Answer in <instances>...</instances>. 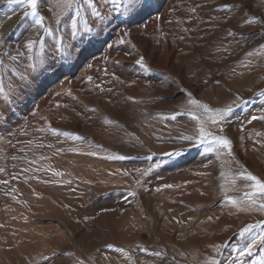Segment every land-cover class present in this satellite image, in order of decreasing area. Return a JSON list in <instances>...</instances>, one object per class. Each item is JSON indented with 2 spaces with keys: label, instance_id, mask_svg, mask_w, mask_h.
Returning <instances> with one entry per match:
<instances>
[{
  "label": "rangeland",
  "instance_id": "374dc122",
  "mask_svg": "<svg viewBox=\"0 0 264 264\" xmlns=\"http://www.w3.org/2000/svg\"><path fill=\"white\" fill-rule=\"evenodd\" d=\"M166 1L127 13L37 0L41 28L24 3L0 0V138L14 150L0 162V196L35 236L0 264H264L259 240L244 254L264 233V200L244 179L264 183V0H179L155 29L131 32ZM96 58L105 70L83 79ZM65 77L76 91L57 90ZM50 91L61 93L56 110L39 114ZM72 100L85 112H65ZM70 155L85 161L66 168ZM33 182L73 203L45 196L35 209Z\"/></svg>",
  "mask_w": 264,
  "mask_h": 264
},
{
  "label": "bare ground",
  "instance_id": "6f19581e",
  "mask_svg": "<svg viewBox=\"0 0 264 264\" xmlns=\"http://www.w3.org/2000/svg\"><path fill=\"white\" fill-rule=\"evenodd\" d=\"M177 1H179V0H167L164 3L163 8L161 9V11L158 15L153 14L152 16H150L147 19L146 22L149 23L148 25H146V23L134 25L131 27V32L134 33V32L139 31L140 29L144 30V28H146V27L149 29V31L152 29H155L153 24H155L158 20H160L161 23H163V21L166 18H168V12H167L168 9H172L174 6V3ZM112 9L113 8H109L108 10H106L107 11L106 13H108L110 16L115 15V14H112V12H113V11H111ZM165 28H164V30H166ZM137 39H139V41H143V44L146 47H148L150 45V43L156 42V39H154L153 37L144 38V37L140 36V37H137ZM149 50H150V52H154L155 47H151ZM162 51H164V50H162ZM129 52H130V50H129ZM108 53L109 52L106 51V53L103 55V57L108 58V59H109V57H112ZM99 59L100 58H96V59L92 60L88 64V66L86 67L85 71H83V69H82L83 72H81V76L83 79L84 78L85 79H92V77H98L99 73L101 71L103 72L105 70L103 67L100 66ZM173 59H175V61H177L179 59V57L175 56ZM169 60H171V56L166 57V61L169 62ZM77 80L75 79L74 81H69V77H65L61 81L60 86H59V88H57V90L61 91L60 89H62V92L68 91V90H75L77 88L76 85L78 86V83H79V82H77ZM83 88H84V86H83ZM53 90H54V92L57 91L56 89H53ZM60 95H61V93H60ZM60 95H57V93H56V95L55 94L53 95V92L50 91V93L46 96V98H43L39 101L38 113L42 114L44 111L48 110V111H51L49 113L51 115V113L56 110V104L58 103V100L60 99L59 98ZM92 99H93V103L99 105V107H101L100 105H103L102 109L106 106L95 95L92 96ZM71 102H72V104H68L66 106L67 108H64L65 112H67L69 114L74 108L80 113L83 111L85 112V110L81 106L79 107V105H77V103H75L74 100H72ZM71 107H73V108H71ZM90 117H91L90 118L91 121L93 122V120L95 118L92 116H90ZM13 132H15V130ZM12 151H14V150L9 151L6 148L4 141L0 138V162L5 161V159H7V157H8L7 152L10 153ZM75 160H76V156L70 155V156L66 157V159L63 161V164L66 168L72 169V168H74V166H78V165H75V163H74ZM76 161L83 163L85 161V159L80 158L79 160H76ZM79 170H80V173H84V174L89 173V171L87 170V168L85 166H82V167L80 166ZM0 175H1V180L7 181L4 172L0 173ZM4 181H2V182H4ZM8 184L10 185V182H8ZM18 187L20 189H22L24 187V185L21 182H18ZM31 189H30V191L32 194L31 195L32 196V204H33L35 209H38V208L42 209L45 206L44 205V203L46 202L45 196H47V198H48V203L50 200V203L54 202L55 204L60 205L61 207L65 206L66 208H69V205L71 203H73L72 196L70 195V193L67 190L61 191L63 193L62 194L60 191L52 190L51 187L45 186L43 183H39V182H33ZM3 192H5V191H3ZM8 204H9L8 201L0 196V259L1 260L4 259V254H6V255H9V256L15 258L16 260H20L23 257V255L27 254V251H26L27 249H24V247H22L23 244H20V243L25 241L26 242L25 244H27V242L34 239L35 236L32 234H27V233L23 232L24 228H22V221L17 218L16 214L13 212L14 210L12 208H10ZM48 206H50V205H48ZM14 216H16V218Z\"/></svg>",
  "mask_w": 264,
  "mask_h": 264
},
{
  "label": "snow or ice",
  "instance_id": "6c2138e0",
  "mask_svg": "<svg viewBox=\"0 0 264 264\" xmlns=\"http://www.w3.org/2000/svg\"><path fill=\"white\" fill-rule=\"evenodd\" d=\"M15 2L18 3H24L26 7L30 8L31 11L29 13H27L30 16L33 17H37L38 21H39V26L41 28L44 27L42 21H40V18L38 17L37 14V0H15ZM75 2V0H64V6L69 8V10L71 9L72 4ZM79 2L81 3H87L88 7H95V3L94 0H79ZM106 3H111V4H115V5H120L123 4L125 7L122 9L123 12H127V13H135L136 11H138L141 7H145L147 5V0H105ZM247 23L249 25L253 24L254 21L253 20H248ZM72 28L74 30V34H76L75 30L78 28V25L75 21H73L72 23ZM26 47L29 50L33 49V44L29 43L26 45ZM137 63L139 64V66L141 68H144V63L143 60L141 59L140 61H137ZM0 92H2V89H0ZM205 111H209L207 108H205ZM231 108H229L226 112H222L219 113V115L223 116L226 115L227 112H230ZM2 115V114H0ZM175 117H171V119H174ZM195 119V117H194ZM217 121L215 120V118H213V123H216ZM57 135H59V133H57ZM211 135V134H209ZM202 141H204V135L201 132V138L200 140H196L193 141L194 143H201ZM215 142L217 144H219L222 148L224 149H229L230 148V142L225 139V138H220V139H216ZM56 174V173H54ZM244 179L254 182V185L258 188V191L255 193H252L253 196H257L259 197L261 200H264V183H262L260 180H258L256 177L252 176V175H246L244 177ZM248 193H245V196H248ZM232 203H235L234 201ZM258 208L260 209H264V203H260L257 205ZM264 227V226H262ZM254 231V229H245V232H252ZM257 240H259L261 242L262 245H264V233H261L259 236L257 237H253L252 242H251V246H246V252L244 253L246 256L251 257L254 255L252 249L255 248L257 246ZM210 264H218V261H211Z\"/></svg>",
  "mask_w": 264,
  "mask_h": 264
}]
</instances>
